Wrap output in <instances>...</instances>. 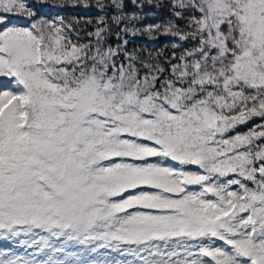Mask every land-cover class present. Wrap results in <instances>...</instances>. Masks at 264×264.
<instances>
[{
  "label": "snow or ice",
  "instance_id": "snow-or-ice-1",
  "mask_svg": "<svg viewBox=\"0 0 264 264\" xmlns=\"http://www.w3.org/2000/svg\"><path fill=\"white\" fill-rule=\"evenodd\" d=\"M96 3L85 41L0 0V264H264V0Z\"/></svg>",
  "mask_w": 264,
  "mask_h": 264
},
{
  "label": "rangeland",
  "instance_id": "rangeland-1",
  "mask_svg": "<svg viewBox=\"0 0 264 264\" xmlns=\"http://www.w3.org/2000/svg\"><path fill=\"white\" fill-rule=\"evenodd\" d=\"M37 3L41 4L39 9L40 14L45 18L55 19L58 22L63 20L65 24L70 25L73 29L79 30L72 33L75 39L77 35L83 39L87 40L86 33L93 30V25L97 24L102 15L105 19L109 17L105 15L100 8L97 7L96 0H36ZM127 15H139L143 19L140 21L141 24L147 26L153 23H164L167 21L168 17L161 15L159 9L154 10H137L133 12L131 6H129V11ZM110 22V20H109ZM139 28V25H137ZM128 39L129 49L143 50L145 54L151 52L156 54L157 52H164L166 55H171L173 48L172 43H176L174 37L166 36L162 34L153 33L152 38L144 32L143 28H139L136 35L128 33L125 36ZM111 43L115 44L117 38L115 35L110 37ZM57 243L62 244V241ZM84 246L74 245L68 249L70 252H75L80 254ZM99 255L93 253V256H97L98 259L111 260L113 258L118 260H123L124 257L119 256L117 253H113L109 250L99 249ZM60 258H63L62 256ZM91 259V257H89Z\"/></svg>",
  "mask_w": 264,
  "mask_h": 264
},
{
  "label": "trees",
  "instance_id": "trees-1",
  "mask_svg": "<svg viewBox=\"0 0 264 264\" xmlns=\"http://www.w3.org/2000/svg\"><path fill=\"white\" fill-rule=\"evenodd\" d=\"M163 2H166V0H163ZM140 5H144L142 7V9L140 8ZM129 6H131V10L133 8V5L132 4H129ZM137 9L138 10H143V9H146V10H154V9H159V11L161 12V15L162 16H166V17H169V10L167 7H164V8H159V7H155L154 6V0H153V5H148L145 3V0H138V3H137ZM136 12V11H135Z\"/></svg>",
  "mask_w": 264,
  "mask_h": 264
}]
</instances>
